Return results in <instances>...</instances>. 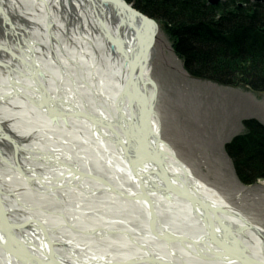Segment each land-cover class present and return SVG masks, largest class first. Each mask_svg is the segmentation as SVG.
Wrapping results in <instances>:
<instances>
[{
  "label": "bare ground",
  "instance_id": "obj_1",
  "mask_svg": "<svg viewBox=\"0 0 264 264\" xmlns=\"http://www.w3.org/2000/svg\"><path fill=\"white\" fill-rule=\"evenodd\" d=\"M59 11L65 21L87 14L95 34L83 37L101 49L102 81L73 73L74 55L58 36L64 28ZM155 32L153 21L121 0H0V123H7L0 125V160L10 167L2 182L26 204L34 202L29 191H19L28 185L66 208L77 196L84 202L81 192H99L100 211L106 208L100 221L85 224L74 215L96 216L99 202L87 199L93 208L74 202L64 228L62 217L37 210L9 219L4 211L11 205L0 202V264H264V230L196 178L161 137L150 77ZM48 111L63 120L52 124ZM55 188L60 194L50 192ZM119 208L131 216L137 211V225L149 238L132 237L127 225L112 220L105 222L115 229L109 241L104 233L74 237ZM20 222L30 228L19 230ZM97 241L112 250L97 248ZM217 242L252 261L227 257Z\"/></svg>",
  "mask_w": 264,
  "mask_h": 264
},
{
  "label": "rangeland",
  "instance_id": "obj_2",
  "mask_svg": "<svg viewBox=\"0 0 264 264\" xmlns=\"http://www.w3.org/2000/svg\"><path fill=\"white\" fill-rule=\"evenodd\" d=\"M123 1L156 25V32L153 37L155 53L151 64L150 77L156 85L155 110L161 123L162 139L172 147L176 156L189 167L196 178L215 188L231 206L243 213L251 223L260 226L264 230V176H258L249 181L240 179L236 172L233 157L227 149V144L231 143L235 137L245 136L250 133L251 129L246 123L253 121L259 126L264 127V89L253 87L242 80L239 82V78L234 79L236 82H224L191 75L183 66L182 58L175 53L173 49L174 39L169 36L164 26L156 19L149 17L139 11L137 7H134L135 1ZM142 1L139 0L138 3H142ZM206 3L214 7L218 6V9H221L220 14L222 11H233L236 6H240L241 8L248 7L249 3L257 4L262 9L261 12H264V0H206ZM52 9L56 10L53 6ZM34 11L37 15L38 12ZM59 12L60 15L61 11ZM65 16V14L61 16V24H63L64 28L63 33H61V28L58 29V36L63 42L64 50L67 53H72L71 56L74 55L73 59L76 60V63L75 67L72 68L73 73L79 70L78 73L83 74L85 79H88L90 82L94 83L95 80L102 81L100 77L102 78L105 74L103 75L101 71L96 70L99 67L106 73V69L102 66L104 59L100 56L101 49H95L83 37V35L87 36L89 33L95 34L93 27L90 26V22L86 18L87 14L81 15V17H85L84 19L78 18L80 19L78 20L79 23L73 16L70 18L69 14L67 16L71 20L65 21ZM219 17L215 13L214 19L218 20ZM263 27L261 30H263ZM261 34L264 36V31ZM94 42L93 40V44ZM97 50L100 51L99 54ZM80 85L87 86V80L82 81ZM48 114L50 115L49 119L52 124L56 123V118L62 117L49 111ZM63 116L66 118L68 115L63 114ZM75 118H79V116ZM0 125L4 126L3 128H7L6 122H1ZM33 133L31 132L29 135ZM10 134L14 133L10 131ZM25 139L26 141L30 140V138ZM73 149L76 148L73 147ZM8 168L10 167H7L0 160V202L3 205L6 204V206L8 204L11 205L12 208L9 207L4 211V213H8L7 216L10 215V217L8 216L9 219L21 218L24 215L34 216L36 214L33 212L37 210L44 213L49 212L51 217L57 219H61L62 217L63 219H61L60 223L65 228L70 222L68 214L70 209H73L72 204L74 202L76 205L79 203L78 207L81 208L86 206L93 208L95 203L92 202V199L89 201L87 199H95L94 196H98V194L100 196L99 192H81V196L85 197L83 198L85 199L83 200L84 202H82V197L77 196L69 202L71 206L67 203L66 208L57 196L35 192L30 186L26 185L23 189L21 188L19 193L21 192L22 194L25 191H29L28 199L34 201L33 204L27 201L28 204H26L21 197H18V192L11 193L7 191L8 188L6 189V186L8 183L6 182L5 186L4 178L2 182V177L3 175L6 177ZM54 190L56 191L50 192L53 194L60 192L58 188ZM138 199H143V197L140 195V197L135 196L131 198L132 201H137ZM95 200L99 204L96 202L98 205L93 209V212L96 213V216L100 215L99 219L96 216L88 217L89 213H76L72 220L85 224L87 222L100 221V217L103 214L105 215L106 211L104 207V210L100 211V208H102L100 205L105 204V202L101 197ZM16 211L21 213L20 216ZM14 212L17 214H14ZM117 212L120 213L102 218L103 225L97 224L84 230L79 228V233L75 232L77 235H74V237L78 238L81 232L87 235L89 233H98L96 234L98 236H100L99 233H104L101 237L105 236L106 241H109V238L114 236L115 229H112L111 232L105 225L108 224L109 220H112L118 226L119 223L127 225L130 231L135 232L134 234L133 232L130 233L132 237L149 238L146 228L137 225L138 219L134 217L137 211H134L132 216L127 214L128 212L122 210V208H119ZM64 219L66 221H63ZM26 220L32 222V218L30 217ZM26 226L24 223H21L19 230L30 228V226ZM116 229H118L117 226ZM112 241L116 243L115 239ZM97 248L108 251L112 250L110 244L101 241L98 242Z\"/></svg>",
  "mask_w": 264,
  "mask_h": 264
},
{
  "label": "trees",
  "instance_id": "obj_3",
  "mask_svg": "<svg viewBox=\"0 0 264 264\" xmlns=\"http://www.w3.org/2000/svg\"><path fill=\"white\" fill-rule=\"evenodd\" d=\"M126 1H135L134 7L164 26L174 39L175 53L191 75L224 82L239 78V82L264 89V36L260 35L264 12L257 4L236 6L220 14L221 9L206 0ZM215 13L220 16L218 20ZM248 123L250 133L227 144L243 181L264 176V127Z\"/></svg>",
  "mask_w": 264,
  "mask_h": 264
},
{
  "label": "water",
  "instance_id": "obj_4",
  "mask_svg": "<svg viewBox=\"0 0 264 264\" xmlns=\"http://www.w3.org/2000/svg\"><path fill=\"white\" fill-rule=\"evenodd\" d=\"M121 1H123V0H121ZM123 2H124V1H123ZM124 3H125V2H124ZM125 6H126L130 11H132V12L136 13L137 15L143 17V19H145V20H149L146 16H144V15L141 14L140 12H138V11L132 9V8H131L130 6H128L126 3H125ZM217 243H218V244H217ZM217 243H216V245H217L218 247H220V248L225 252V253H223V254H225L227 257H230L231 259H236V260H238V261H248V262H251V261H252V260H251L249 257H247V256L231 254L230 251H229L228 249H226V248L222 245V243H219V242H217Z\"/></svg>",
  "mask_w": 264,
  "mask_h": 264
}]
</instances>
